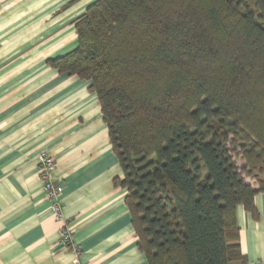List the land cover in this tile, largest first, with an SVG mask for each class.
<instances>
[{"label": "trees", "instance_id": "trees-1", "mask_svg": "<svg viewBox=\"0 0 264 264\" xmlns=\"http://www.w3.org/2000/svg\"><path fill=\"white\" fill-rule=\"evenodd\" d=\"M49 60L90 83L148 264H247L264 192V0H97Z\"/></svg>", "mask_w": 264, "mask_h": 264}, {"label": "crops", "instance_id": "crops-1", "mask_svg": "<svg viewBox=\"0 0 264 264\" xmlns=\"http://www.w3.org/2000/svg\"><path fill=\"white\" fill-rule=\"evenodd\" d=\"M97 0H0V264H148L125 203L124 173L90 83L49 60L78 46L76 22ZM56 160L64 222L37 156ZM237 209L247 264H264V192ZM66 226L74 249L59 245Z\"/></svg>", "mask_w": 264, "mask_h": 264}, {"label": "built area", "instance_id": "built-area-1", "mask_svg": "<svg viewBox=\"0 0 264 264\" xmlns=\"http://www.w3.org/2000/svg\"><path fill=\"white\" fill-rule=\"evenodd\" d=\"M37 164L45 196L52 203L55 218L63 223L64 218L59 201L63 195V187L55 179L56 160L51 154L42 152L37 156ZM59 245L65 250L74 249L72 236L66 226L61 230Z\"/></svg>", "mask_w": 264, "mask_h": 264}]
</instances>
